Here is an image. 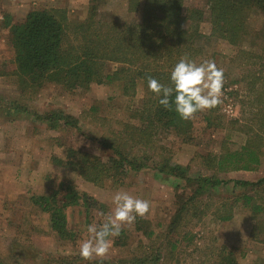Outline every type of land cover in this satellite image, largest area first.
<instances>
[{
	"label": "trees",
	"instance_id": "16d2710c",
	"mask_svg": "<svg viewBox=\"0 0 264 264\" xmlns=\"http://www.w3.org/2000/svg\"><path fill=\"white\" fill-rule=\"evenodd\" d=\"M106 1L88 0L87 17L80 22L69 23L61 10L46 9L29 12L19 24L8 23V18L5 21L14 69L8 71L1 66L0 76L10 73L18 78L20 97L30 91L34 94L46 84L66 91L119 84L122 94L132 97L138 83L142 85L143 97L132 111L138 125L126 126L114 140L98 142L102 149L111 152L107 160L85 152L77 156L78 151L67 149L63 160L52 159L56 166L98 186L110 179L121 183L130 172L138 173L149 167L150 157L146 153L136 155L134 149H149L161 135L170 132L183 141L189 139L199 116L207 128L229 125L230 130L243 132L247 139L238 150L229 148L227 139H222L217 152L198 155L200 164L194 173L190 165L173 164L169 159L155 163L152 167L155 177L172 187L174 207L166 227L157 235L148 219L137 218L134 231L139 240L125 258L84 260L67 256L45 258L43 264H168L180 244L192 242L193 224L200 223L208 212L217 223L228 222L237 208L247 211L254 220L249 239L264 245V177L255 181L220 178L233 172L257 171L264 154V0H204L207 14L203 8L186 7L185 0H128L127 12H140L136 23L103 18L98 11ZM254 17L261 20L257 26ZM204 22L210 25L209 38L238 49L247 44L259 50L257 55L239 51L252 59L251 66L257 67L247 77L252 112L245 125L240 120L224 125L216 109L205 116L198 112L188 121L181 120L174 109L166 110L159 105L158 98L148 90V77L168 85L170 70L182 57L195 61L200 56L197 43L204 37L200 32ZM107 64L117 68L106 72ZM0 108L6 115L32 117L49 130L79 128V121L62 111L40 114L17 101ZM69 182L59 183L48 195L31 196V202L47 215L54 238L59 243L72 244L75 235L67 227V210L80 207L88 219L92 211L104 207L87 194L79 193ZM113 245H127L126 231L122 229ZM205 257L211 264H239L235 253L225 247L211 249Z\"/></svg>",
	"mask_w": 264,
	"mask_h": 264
},
{
	"label": "rangeland",
	"instance_id": "374dc122",
	"mask_svg": "<svg viewBox=\"0 0 264 264\" xmlns=\"http://www.w3.org/2000/svg\"><path fill=\"white\" fill-rule=\"evenodd\" d=\"M127 3L128 0H107L98 12L106 20L118 23L139 22L140 12H127ZM185 6L203 8L207 14L204 0H185ZM88 8V0H0V67L4 66L8 71L14 69L13 50L5 26L7 18L8 23L19 24L33 10H61L67 21L74 23L85 20ZM253 21L256 26L261 22L258 17H254ZM200 32L204 37L199 39L197 46L202 53L195 62L214 61L224 73L222 103L215 108L216 115L224 119V125L234 120L243 121L245 125L252 112L247 77L249 71L252 73L257 67L251 66L252 59L239 51L243 49L248 55H257L259 50L247 44L238 49L225 41L209 38L208 22L200 25ZM116 68V65L107 64L106 72ZM20 87L15 75L0 76V107L17 101L40 114L62 111L76 118L79 128L49 130L32 117L12 113L6 115V111L0 108V264H43L45 258L81 257L79 244L88 237L86 226H98L104 222L102 214L110 213L114 206L113 197L118 191L150 201V212L144 218L150 221L154 233L159 234L170 218L174 193L171 185L155 177L152 170L154 164L165 158L173 164L190 165L194 173L200 164L198 155L217 152L222 139H227V145L232 150H238L247 139L243 132L230 130L232 127L229 128V125L207 128L199 116L194 121L190 140L183 141L172 132L163 134L158 143L149 149L138 147L133 150L136 155L146 153L150 157L148 168L138 173L130 172L121 183L110 179L98 186L68 169L56 166L52 159L63 160L65 151L73 149L79 152L77 156L85 152L107 160L111 152L102 149L98 142L114 140L126 126L138 125L132 111L143 97L142 85L138 83L132 97L124 96L119 84L91 85L87 90L74 91L46 84L34 94L30 91L21 97ZM208 111L200 113L205 116ZM260 177H264V154L255 172L220 175L224 180L255 181ZM68 181L79 193L87 194L104 207L103 210L92 211L88 219L80 207L67 210V227L75 235L72 244L59 243L54 238L47 215L31 202V196L48 195L59 183ZM253 221L249 213L240 208L235 209L233 219L225 223L212 220L208 212L200 223L191 226L192 242L180 244L168 264H211L206 260V254L211 249L222 247L233 251L239 264H264V245L249 239ZM123 230L127 235L125 247H116L112 242L106 255L93 257L92 260L121 259L133 251L139 240L134 224L125 225Z\"/></svg>",
	"mask_w": 264,
	"mask_h": 264
},
{
	"label": "clouds",
	"instance_id": "9594fccd",
	"mask_svg": "<svg viewBox=\"0 0 264 264\" xmlns=\"http://www.w3.org/2000/svg\"><path fill=\"white\" fill-rule=\"evenodd\" d=\"M223 83V70L217 68L214 61L197 64L187 57H182L170 70L168 85L151 76L147 78L148 90L158 98L159 105L166 110L174 109L184 121L220 105ZM113 205L110 213L102 214L103 223L86 226L88 237L79 244L82 259L106 255L125 225L134 224L138 217L143 218L150 212L149 200L134 198L123 191L114 195Z\"/></svg>",
	"mask_w": 264,
	"mask_h": 264
}]
</instances>
